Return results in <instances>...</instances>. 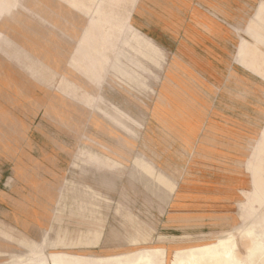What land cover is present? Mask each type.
Returning <instances> with one entry per match:
<instances>
[{
	"label": "rangeland",
	"instance_id": "rangeland-1",
	"mask_svg": "<svg viewBox=\"0 0 264 264\" xmlns=\"http://www.w3.org/2000/svg\"><path fill=\"white\" fill-rule=\"evenodd\" d=\"M188 19L211 34L202 58L178 48ZM140 22H166L174 52ZM261 131L264 0H0V264L39 246L163 264L219 237L244 262L237 212L264 213V193L236 202L250 164L264 181Z\"/></svg>",
	"mask_w": 264,
	"mask_h": 264
},
{
	"label": "bare ground",
	"instance_id": "bare-ground-1",
	"mask_svg": "<svg viewBox=\"0 0 264 264\" xmlns=\"http://www.w3.org/2000/svg\"><path fill=\"white\" fill-rule=\"evenodd\" d=\"M35 16H39L34 14ZM263 131L258 132L256 139L260 142ZM257 142V141H256ZM258 149L248 150V157L254 160L258 159ZM80 161V160H79ZM78 161V162H79ZM264 162V160H262ZM258 170L256 164H250L245 173L248 176L249 188L241 189L240 195L242 200L236 204L244 210L248 209L250 201H261L264 193V181L261 176L255 175ZM238 218L247 219L248 227L245 234L251 236L250 243L246 248L244 257L245 264H264V213H254L253 211L246 212L244 215L237 212ZM257 218V222L253 219ZM256 228V230H254ZM257 233V238H252V235ZM46 232H43L40 239V245L43 243V238ZM46 242L48 240L46 239ZM156 250V248L152 249ZM164 250L163 264H244L235 254L233 241L230 237H219L209 243L196 244L187 247L174 248L168 255L166 247ZM140 249L130 251L128 253L119 254L117 256L107 255L99 256L94 260H88L80 257H70L66 250L63 251H45L44 247L35 248L29 255L13 258L7 264H22L30 259L36 258L40 264H45L48 261V255L52 257L54 264H161L155 261L153 253L141 254Z\"/></svg>",
	"mask_w": 264,
	"mask_h": 264
},
{
	"label": "crops",
	"instance_id": "crops-1",
	"mask_svg": "<svg viewBox=\"0 0 264 264\" xmlns=\"http://www.w3.org/2000/svg\"><path fill=\"white\" fill-rule=\"evenodd\" d=\"M210 19H212V18H210ZM212 21L214 22V25H215L213 27L212 34L215 35V33H218V31L220 29H222L223 26H222V24H220V22H218V21H216L214 19H212ZM143 25H145V23L140 22V26H141V27H139L140 30L144 31L149 36H151L156 42H158L161 46H163L165 49H167L170 53L171 52H174V51L171 50V47H170L171 40H168L167 38H165L163 36L162 30H161L162 27L167 26V23L166 22H159L158 24H153V25L146 24V26H147L146 29H144L142 27ZM174 26H176V27H178L180 29H182L184 27H190L192 29V31L196 34L195 36H190L188 38H186L184 36V39L181 38L178 41V43H179V47L178 48L181 49V52H182V48L183 47L181 46L180 43L181 42H184L185 43L187 41L186 43L191 42L193 44V46H194L193 48L195 49L194 52H193L195 54L192 55V58L197 59V58L204 57L203 55L196 54L197 53L196 49L201 54L203 52V50L201 49V47H202L201 44L203 42H205V40L211 41V39H208V37L209 38L211 37V34H210V32H204L203 31V29H202V22L200 20H199V22H194V21H190L189 20L188 22H175ZM220 27H222V28H220ZM209 49H207V50H209ZM178 53H179V56L180 57H186V56H181V53L180 52H178Z\"/></svg>",
	"mask_w": 264,
	"mask_h": 264
}]
</instances>
